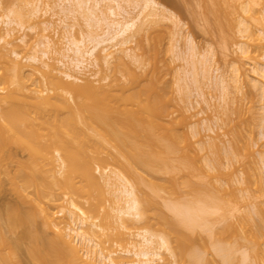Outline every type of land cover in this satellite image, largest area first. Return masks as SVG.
<instances>
[{
	"label": "bare ground",
	"instance_id": "6f19581e",
	"mask_svg": "<svg viewBox=\"0 0 264 264\" xmlns=\"http://www.w3.org/2000/svg\"><path fill=\"white\" fill-rule=\"evenodd\" d=\"M35 1L34 5L31 4L32 16H36L43 9V2ZM108 1L109 9L103 12V10H94L93 7L83 9L81 0H78V6L88 12L85 15L83 11L82 17L89 15V25L94 23L93 26L100 25L106 28L103 36L94 35L95 32L92 31L94 34H82L77 39L69 30L66 37L68 44L66 49L57 48L56 43L46 36H42L41 40L33 46L34 55L30 60L40 61L42 57L54 56L52 65L42 63L46 69L42 70V78L37 77L35 72L26 74L23 70L25 65H22L21 61L17 62L19 57L17 52L14 48H7L10 45L9 42L2 44L3 46L0 45V173H12L3 163L7 158L12 159L13 146L28 152L35 163L37 159L44 161L51 159V150L55 149L60 161L57 166L60 167L59 174L56 173L60 175L58 176L60 180L55 177V173L34 172L36 170L32 169L33 167L35 169L33 166L35 163L28 166L29 168L27 165L26 168L22 166L24 167L22 172H14L15 174L11 176L14 184L26 183L25 185L23 183L22 189L19 185L17 188L20 191L17 190L19 192L23 190L25 194L22 192V196L23 194L26 196L25 202L35 205V208L27 209L25 202H23L25 206L20 209L10 206L5 214L6 218L0 216L1 223L4 224L5 230L7 229L6 232L11 235L17 229L21 231L23 229L27 233L31 240V245H28L29 252L35 264H159L162 261L163 251L171 255L175 264H264V183L262 179L258 180L259 169H256V165L255 167L249 165L250 168L247 166L244 180L252 188V191L249 189L247 194L240 196L232 190L225 189L220 176L210 175L206 171V166L201 165L196 157V151L189 142V136L178 126L177 120L172 118V112L165 110L157 112L159 104L162 108H168L173 103L169 93H165L167 96L162 94L166 88L161 86V82L153 90L145 88L141 76L127 74V76L123 75L125 80L122 83L118 81L115 84L95 87L92 98L76 97L72 99L73 102H70L63 97V92H78L80 88L75 83L77 79L70 72L84 74L99 52L108 53L112 49L121 56L134 59V56L128 54L127 45L136 35L157 20L171 21L175 18V13L167 10L156 0ZM261 1L264 2V0H244L243 2L223 0L225 6L218 7L219 13L218 10L215 12L219 3H216L212 10L205 11L206 14L215 17L211 16L214 22L216 19L215 24L221 25L222 20L228 17L232 25L234 16L237 18L241 16L237 15V10L240 9L242 14L248 16L239 19L237 24L239 34L243 38L247 34L251 41L263 42L264 40H260L258 35L255 38L253 34H249L250 26L247 22L252 18L249 14L253 10L251 6L257 3L260 5ZM44 4L45 12L53 9L49 3ZM96 4L99 2L96 1ZM127 6H132L138 13L131 14ZM16 15L21 14L12 10L5 14L3 20L7 28L12 25L22 27L15 18ZM208 16L205 15L206 18H211ZM261 22H263V28ZM261 22L259 35L263 36V39L264 10ZM45 23L47 22L43 23L45 30H48L50 26H45ZM67 27L69 29V26ZM11 31L8 30V34ZM4 36L0 35V41L4 40ZM259 46L263 47L261 43ZM237 47L241 56L246 55L247 50L244 44L241 43ZM108 57H110L109 53L105 56L106 63ZM56 64L67 70L63 76L55 72ZM238 70L235 68L236 76L233 77V73L231 77V80L237 83L235 86H239L240 81L237 79L239 78ZM254 72L256 76H259L264 101V67ZM221 80L219 81L223 93H230L227 91L229 87L226 85V79L222 77ZM199 81H197L198 85ZM11 85L15 86L11 88ZM199 87L198 89L201 90ZM164 96L169 98L167 103ZM80 131L81 134H78ZM245 132L248 133V131ZM84 133L88 140L85 141L87 138L85 137L84 142H81L79 138L82 139V137L79 135L84 136ZM232 134L235 135L234 131ZM234 135H232L234 142L232 144L230 142L232 147L230 145V151L226 152L230 158L227 157V160L232 161L231 164L239 163V161L242 163L245 161L242 157L247 160L251 156L248 151L252 152V143H250L252 141L249 140V135L244 145L241 142L238 143L240 134L238 133L235 137ZM88 142L92 145L90 146ZM82 143L86 146V150ZM86 144L91 147V151ZM69 145H71L70 148H68ZM109 145L122 154L120 156H123L125 161L122 157L118 159L122 160L120 162L124 161L123 173L127 177L129 175L140 178V180L134 179L135 182L138 181L137 186L129 183L122 174L109 173V170L102 168L103 154L109 153ZM72 146L73 148L79 146V151L91 152L90 155L87 154L91 164L86 160L82 169H75L73 166L75 155L73 156L69 151L77 153L78 150H69ZM82 153L77 154L84 156ZM252 165L254 166L253 163ZM31 166L33 167L30 168ZM215 168L217 169L214 165ZM25 169L28 171L31 169V172L23 173ZM143 173L146 178L151 177L149 173H153L151 174L154 175L153 181L146 179ZM159 173L168 176L164 178L166 177L164 175L162 182L158 179L160 183L154 181L157 180ZM40 176L44 178H41L44 183L40 180ZM40 181L43 183L41 187L38 183ZM139 182L145 188L144 190ZM138 186L141 188L138 189ZM29 187L37 188H33V190L36 189L35 198L30 196L32 195L30 192L33 193V191ZM136 187L137 191L142 189L143 192H139L142 193V197H137ZM28 189L30 192H27ZM103 189L106 190L107 195L114 197L112 204L107 203ZM40 196L44 201H39ZM185 196L188 198H184ZM180 198H183L184 202L187 201L181 203ZM62 201H65L67 205L64 202L65 208L63 207L60 214L58 213L62 216L59 219L53 212L52 206L61 204ZM248 201L256 202V208L253 205L255 210L251 208L252 211L247 209L248 211L243 212V204ZM83 203H87L88 207L85 204L83 206ZM76 211L85 219L100 217L103 222L108 218L109 220H105L106 223L109 222V225L112 224L121 229L127 227L129 221L131 224L132 222L146 223L149 228L142 229L131 240H126L124 233L119 231L120 228H116L118 232L115 230V234L114 231L109 233V237L116 236V239L114 238L116 245L124 247L126 244L130 249L120 253L117 251L105 254L103 248L93 238L92 233H94V227H97L96 224L89 226L83 217L75 215ZM65 220L71 222L67 223L66 230L65 226L61 225V222ZM41 225L47 230L51 229L54 232V238H50L42 231ZM115 226L112 227L113 230ZM158 226H161L163 234L152 230ZM4 228L0 230L2 235L5 233ZM3 230L4 232H1ZM3 236L4 241L8 239V244L9 236L7 238ZM3 238L0 236V239ZM17 238L14 241L16 245H13V254H16L24 243L23 236ZM199 240L205 243L200 244ZM4 241H2L3 244ZM5 248L0 247V250L3 251ZM9 248L12 250V245ZM4 255L0 256V264H7L5 259L9 257L5 258ZM128 256L132 258L129 259Z\"/></svg>",
	"mask_w": 264,
	"mask_h": 264
},
{
	"label": "rangeland",
	"instance_id": "374dc122",
	"mask_svg": "<svg viewBox=\"0 0 264 264\" xmlns=\"http://www.w3.org/2000/svg\"><path fill=\"white\" fill-rule=\"evenodd\" d=\"M96 1H98L99 4H96ZM156 1L159 4L165 6L167 10L173 12V14L175 13L174 14L175 18L171 21L157 20L156 22L149 24L141 32H139L136 35V37L127 45L129 51L128 54L130 56H134V59H132L131 57H126L124 55L121 56L112 49L108 52L110 57H108L107 63L105 62V56H107L108 53L99 52L96 55V58L93 59L94 62H90L91 64H89V67L84 74L70 72V74H72L73 77L77 79L75 80V83L78 84L80 88L78 92L75 91L63 92V97L70 102H73L72 99L76 97H79L81 99L92 98L94 95L95 87L99 88L101 86L115 84L118 81H121L122 83L125 80V77H123V75L127 76V74L129 76H135V77L141 76L142 79L144 80L145 88H149V89H153L158 85L159 82H161L160 83L161 86L166 88L164 89L165 92L162 94L164 95H166L167 93L170 94L172 98L169 97V95L168 97L172 99L173 107L171 106L168 108L165 107L162 108L161 104H159L157 112L159 113L164 110L167 112H172L171 114L172 118L177 120L178 126L184 131V133H187V135L189 136L190 138L189 142H191L193 149L196 151V157L200 160L201 165H203L204 167L206 166V171L212 176H220V179L225 184L224 185L225 189L232 190L237 195L240 196L245 195L248 193L249 189L252 191V188L244 180L246 178L245 176H246L247 166L250 165L252 167H255L256 165V169L257 170L259 169L258 170L259 173L256 170V172L259 174L258 180L260 181L262 179V183H264V101L262 98L263 94L260 88L261 82L259 83V76H256L254 72L256 69H261L264 67V56H263L264 38L262 39L263 36L259 35L260 33L259 29H261V26L263 24V22L261 21L263 17L264 2L262 3L261 1L262 5L261 4L258 5L259 3H257L251 6L253 7V10L252 12L249 13L252 15V18H250L247 21L248 25L250 26L249 34H253L255 38H257L256 36L258 35V38H260V40L263 41V42L260 41L254 42L253 40L252 41L249 40L250 38L248 39L247 34H245L246 37L244 38L239 34L237 27L238 21L241 17L248 16L242 14V11L239 8L238 9L241 12L237 10L238 12L237 15L238 16L241 15V16L239 18L234 16L235 20L233 21L234 23L232 22V25L230 24L231 20H229L228 17L227 18L225 17L226 19L225 18L224 20L221 19L222 20L221 25L219 22H218L219 25L216 23L218 25L217 26L215 24L216 19L215 22L213 19L215 17L209 15L208 13L207 14L209 16L206 14L205 10L208 11L212 10V8H214L217 5L216 3H219V6L217 5L215 12H217L218 10L219 13L220 9H218V7L220 8L223 7V5L225 6L223 0H156ZM243 1L244 0H241V2ZM34 2L36 1L35 0H0V28H1L0 33H3L5 35L4 36L3 34H0L5 37L3 41H0V45L3 46L5 43L9 42L10 45H8L7 48L8 49L14 48V50L17 52L19 57H18V61L17 60L16 61L17 62L21 61L22 62L21 64L25 65L23 70H25L26 74H28V72H35L37 77L39 76L40 78H42V70L43 71L46 70L42 66V63L44 62L49 65H52L54 63L53 60L54 56L42 57L40 61L38 60L34 61L32 59L30 60V58L33 57L34 55V51L32 50V48L41 40L42 36H46L51 40H53L56 43L57 48L66 49L68 48L66 37L70 32L69 30L72 31V34H74V37L77 39L80 38L82 34L90 35V33L93 32H95V34L93 33L94 35L103 36L104 30H106L104 26L102 27L100 25L93 26L94 23L91 24L92 27L91 25H89L90 24V22L88 23L89 15L82 17L87 11L82 10L78 6V0H41V2H43L42 5L43 9L41 12H39L41 15L38 13L36 16H32L31 11L33 10L32 9L33 7L31 6V4H33ZM81 2L83 4V9L93 7L94 10H100V11L103 10V12L108 11L107 10V8L109 7L108 0H81ZM44 3L46 4L49 3V5H52L51 7H53V9L47 10L48 12H45L46 10L44 8L45 5ZM126 8L129 11L131 10L130 11L131 14L135 15L138 13L137 10L136 12L135 10H133L132 6L131 7L127 6ZM11 10L20 12L21 15L20 16L16 15L15 18H17L18 22L22 24V27L18 25H12L11 27L7 28L6 25L4 24V20H3L4 16ZM69 11L70 12L72 11V13L74 12L73 13L74 15H72V13H70ZM83 11L84 14L82 13ZM76 12L79 13L76 14ZM80 13H82L83 15ZM205 15L206 17L212 16L213 18L212 17L211 18L213 20L211 18H206ZM175 20L177 21L175 22ZM44 22H47L45 23V26L46 25L50 26L48 27V30H45L43 24ZM260 22H261V26L259 24ZM175 25H177L176 28ZM67 26H69V29ZM8 30H12L10 34H8ZM254 32H256L257 34ZM23 41L24 43H22ZM241 43L244 44L247 50V53L246 55L244 54V56L243 55L241 56V53L238 51V47H237ZM260 43L263 47L259 46ZM55 67H56L55 72L59 73L60 76H63L64 72H67V70L63 68L61 65L56 64ZM235 68L239 69L238 70L239 72H237V75L239 74L238 75L239 78L237 79L238 81L240 80L239 81V86L241 85L240 88L238 85L235 86L237 83L231 80L233 73H234L233 77L236 76L235 75L236 73L234 72ZM222 77L226 79L227 81L226 85H228L229 88L234 83V85L230 89L228 88L227 91H230V93L227 92V94L229 93L228 95L226 93L225 95L221 90L220 81H222L221 80ZM200 79L202 83H200L201 82L199 81ZM197 81H199L200 87ZM14 86L15 85H11L10 87L13 88ZM198 87L201 90H199ZM169 98L167 97L165 98L166 103H167V99ZM162 104L164 103L162 102ZM246 125L249 127H247ZM232 129H235L233 130L235 135L232 134L233 133ZM245 131H248V133ZM249 131L251 135L249 134ZM237 132L240 134L238 143L241 142L242 145H244V142L246 141V137L248 138L247 135H249L250 137L249 140L251 139L252 141L250 142L252 143L251 144L252 152L248 151V153H251V156L250 158H247V160L245 159V157H242L244 158L243 160H245L242 163L241 161L238 160L239 163L236 162L234 164H231L232 161L230 162L229 160L230 158L226 154V152L228 153L230 151L229 147L232 144V142H234L232 141L234 139V138L232 139V135H234L235 137L238 134ZM85 133L84 136L79 135L80 137H82V139L79 138L80 140H82L81 142H84L83 139H85V137L88 136L87 133H86L87 136H85ZM78 134H81V131ZM87 140L88 137L85 139V141ZM241 144H239V146ZM73 145L76 146L74 143ZM91 145L92 144H90V146ZM70 147L71 145H69L68 148ZM83 147L85 148L86 146L84 145ZM78 148L80 147L78 146ZM78 148L76 147L73 148L72 146V149L69 150H73V149L78 150ZM88 148L87 149L91 151V147L88 146ZM108 148H109L108 149L109 153L103 154L104 161L101 165L102 168L109 170V173L116 172L122 174L125 179L126 178L128 179L126 180L129 183L131 182L132 185L137 186L136 184L138 181L135 182L136 180L134 179L138 177L135 176L130 177L129 175L127 177V175L123 173L124 172L123 162L125 160L123 159V156H120L122 154L121 153L119 154L118 150L115 149L112 145H109ZM54 150L55 149L51 150V155H52L51 159H49L48 161L37 159V163H35L34 159H33L34 162L33 160H31L32 156L28 152L26 151L24 152V150H20L15 146L11 148L12 159L7 158V160L3 163V165L6 166L7 170L12 173H0V216L4 217L5 214H7V210L10 206L20 209L24 207L26 204L27 209L33 210V208H35V205L28 204L27 201L25 202V198H26V196L24 195L25 192L22 190V192H24L22 196V192H19L20 189L17 188L20 185L22 189L26 183L20 182V184L18 183L14 184L11 176L15 174L14 172H19V171L22 172L23 168L26 165L28 167L32 163H35L34 165L32 164L33 166H35V169L33 166H31L30 168L33 167L32 170H36L34 172L55 173V175L56 173L59 174L58 170L60 167L58 168L57 166H59L60 161L58 159V155L56 154V151ZM78 151L77 153L83 152L82 154L84 156H80L75 151L74 152L77 155L72 151L69 152L72 153L73 156L75 155V157L73 158L74 168L82 169L84 162H86V160L89 161V163L91 164V161L87 157V154L90 155L91 152L89 151L78 152ZM248 153H246V155ZM119 157L120 159L122 157V160L124 161L120 162L122 160L118 159ZM227 157L229 158L228 160ZM217 161H219V163ZM252 163L254 164V166L252 165ZM36 165L39 167H37ZM214 165L215 167H217V169L216 168L214 169ZM29 170L30 171L25 169L23 173L27 171L31 172V169ZM149 174L151 177L146 178L145 177L146 175L143 173L146 179H151L153 181L152 177L154 175L153 176L151 175L153 173H149ZM160 174L161 173L157 174L158 177L155 176L157 177L156 178L157 180L154 181L160 183L158 179L161 180L162 182L164 178L168 177L164 173H162L163 176L162 174L161 175ZM96 175L98 174L96 173ZM164 175L166 177H164ZM58 176L60 175H56L55 177L59 179ZM43 177L40 176V180ZM138 180H140V178H138ZM40 182H38L39 186L44 183L43 181H42L43 183ZM139 185L142 186L140 182ZM139 187L140 186H138V189ZM29 188L31 191H33V193H31L29 189L27 192H30V194L32 195L30 194L29 195L31 197L33 196L32 198H35L34 193L37 196L36 194L37 188L36 187H32V188L29 187ZM33 188L36 189L33 190ZM142 189L144 190L145 188L142 186ZM142 189H140V191H142ZM148 190L149 189H147V191ZM103 191H104V198L107 200V203L110 202L112 204L113 201L115 200L114 197L112 195H107L105 189H103ZM140 191L139 190L137 191V187H136V194L138 198L142 197V193H139ZM186 197L187 196H185L184 198ZM40 200L41 202L44 201V199L41 196L39 198V201ZM186 201L187 200H185V202ZM23 202H25V204ZM64 202L62 201L61 204L59 203L60 205L57 204L56 206L58 207H56L55 205L52 206L54 207L52 209L54 210L53 212L56 213L59 219H61L62 217L59 216L60 214L59 212L63 209V207L65 208V205H67L66 202L64 205ZM183 202L184 201H182L181 203ZM255 203L254 201L245 202V204H243L242 207L243 212L251 208L255 210L256 208ZM84 204L85 203H83V206ZM253 205L255 208L252 207ZM86 207H88V205H86ZM37 208L38 207H36V209ZM252 209L250 211H252ZM75 213H76L75 215L84 218V216H82L79 212L76 211ZM100 214H102V212ZM6 216L4 217V219L6 218ZM101 219L102 218L99 217V218L85 219V221L87 222V224H89V226L92 224H96L97 227H94L93 230L94 233H92L93 238L100 245V247L103 248L105 254H109V252H117V251H118L117 253H120L130 249L126 244L124 247L116 245V241H115L116 236L109 237V233H112L114 231L115 234V230H117L116 228H118V226L112 224L109 225L108 224L109 222L106 223L105 220H107L108 218L107 219L103 218L104 219L103 222L105 223H103ZM39 221L41 222L40 219ZM67 223L70 224L71 223L70 220H65L61 222L62 227L65 226L64 227L65 230H66V226L68 225ZM132 223L133 224H131V221H129L127 227L122 229L120 227H119L120 229L118 228L119 231L124 233L126 240L127 239L131 240L132 237L135 236L142 229L149 228V225H147L146 223L145 224L143 223L139 224L136 222H132ZM1 224L2 226L0 227V230L2 227L3 228L5 227L4 224L1 223L0 221V225ZM42 226L43 225H41L42 231H44L50 238H54V232H52L51 229L47 230V228H44V226L43 227ZM113 226H115L114 230H113L114 228ZM160 227L161 226H158L156 228L154 227V229L152 228V230H154L159 234H163L162 233L163 231ZM4 230L1 232H4ZM6 230H5L6 234L4 233L3 235H5L6 238L7 236H9V242L7 244L8 239L4 241L3 238L4 236L2 235V233H0L1 238H3L0 239L1 249H4L7 246L10 247L12 245L13 247L12 250H13L14 246L16 245L15 244L16 242L14 243V241H16V238L17 237L21 238V236H23L24 239V241L22 239L24 243L22 242L23 245L21 244L22 246L21 249L17 250L16 254H13L14 250L13 251L10 250L9 247H8L9 249L5 248V250H3L4 252L0 250L1 251L0 253L2 255L6 253L4 255L5 258L9 257L6 260L3 256V259H5L7 264H35L29 252L30 246L28 245H31L30 242L31 240L29 236H27V233H25L23 229L22 231L17 229L18 231L16 230L14 234L12 233L13 235L11 233H10L11 235H9V232H6ZM116 232H118V230ZM24 234H26L25 237ZM206 238L207 236L204 238V241ZM2 241H4V244ZM9 243L11 245H9ZM198 243L202 244L205 242L201 243L199 240ZM2 244H3V248L1 246ZM203 246L204 245H202V247ZM1 254L0 256H2ZM127 258L131 259L132 257L128 256ZM159 264H175V263L173 262V258L171 257V255H169L167 251H163L162 261Z\"/></svg>",
	"mask_w": 264,
	"mask_h": 264
}]
</instances>
